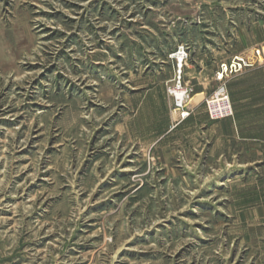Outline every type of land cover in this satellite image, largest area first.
<instances>
[{
	"label": "rangeland",
	"instance_id": "374dc122",
	"mask_svg": "<svg viewBox=\"0 0 264 264\" xmlns=\"http://www.w3.org/2000/svg\"><path fill=\"white\" fill-rule=\"evenodd\" d=\"M263 11L0 0V264H264V114L241 139L224 137L226 118L210 141H168L187 119L176 54L191 115L228 89L229 45L254 42ZM200 57L206 80L191 71Z\"/></svg>",
	"mask_w": 264,
	"mask_h": 264
},
{
	"label": "crops",
	"instance_id": "0c3cea01",
	"mask_svg": "<svg viewBox=\"0 0 264 264\" xmlns=\"http://www.w3.org/2000/svg\"><path fill=\"white\" fill-rule=\"evenodd\" d=\"M253 21L251 20L252 23L249 25V29L257 34L255 35V41L238 43L236 46L229 45V50L232 52L230 57L233 61L230 59L231 62L226 63L225 69L223 68L224 80L227 81L235 110L234 117L221 122L228 127L224 137L229 140L236 136L241 139L240 131L246 130L248 127L254 128L255 123L248 115L264 114V99L262 96L264 90V58L256 57L258 55L257 51L259 54L262 52L264 55V11L258 19ZM247 28V25H240L239 32L243 33ZM237 61L239 68L234 70ZM192 65L199 69L196 71L191 69L193 78L206 80L213 74L212 66L205 58H196ZM199 84L200 91L197 92L194 98L204 96L208 91L206 85ZM257 91L259 92V101L255 100ZM251 98L254 99L249 102ZM250 123L251 125H248ZM214 137L215 123L209 119L205 107L198 104L192 107V113L187 119L180 121L175 132L169 136L168 141H199L200 138L203 141H210L209 139ZM261 142L264 148V137Z\"/></svg>",
	"mask_w": 264,
	"mask_h": 264
},
{
	"label": "built area",
	"instance_id": "2783aa9c",
	"mask_svg": "<svg viewBox=\"0 0 264 264\" xmlns=\"http://www.w3.org/2000/svg\"><path fill=\"white\" fill-rule=\"evenodd\" d=\"M177 54L183 55L182 51H179ZM178 67V84L175 89L177 91H174L173 93L175 94L176 98V110L184 119L190 115V112L185 109V104L187 103L186 99L189 96L187 90H182L181 87V75L183 67L181 62ZM206 110L211 120L226 119L234 116V106L225 83L219 86L212 95L207 97Z\"/></svg>",
	"mask_w": 264,
	"mask_h": 264
},
{
	"label": "bare ground",
	"instance_id": "6f19581e",
	"mask_svg": "<svg viewBox=\"0 0 264 264\" xmlns=\"http://www.w3.org/2000/svg\"><path fill=\"white\" fill-rule=\"evenodd\" d=\"M182 53H183V55H184V54H185V51L183 50ZM183 55H182V54H179V55L176 54V57H178V59H179V61L181 62V65H182V66H183Z\"/></svg>",
	"mask_w": 264,
	"mask_h": 264
}]
</instances>
